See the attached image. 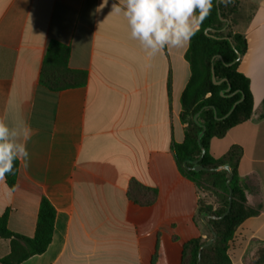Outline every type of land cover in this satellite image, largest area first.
<instances>
[{"label": "crops", "instance_id": "obj_1", "mask_svg": "<svg viewBox=\"0 0 264 264\" xmlns=\"http://www.w3.org/2000/svg\"><path fill=\"white\" fill-rule=\"evenodd\" d=\"M113 4L123 8L121 0H0V119L32 130L15 189L0 180V215L8 211V230L31 238L40 200L55 210L46 251L21 264H151L154 254V264H180L184 244L205 237L197 190L171 151L184 139L189 43L149 58ZM238 9L247 45L238 71L253 111L212 139L209 153L242 149L238 175L257 214L236 229L229 255L252 264L264 245V0H239ZM50 41L69 47L68 68L85 73L83 85L39 84ZM135 186L156 190L151 205L133 200ZM7 253L0 239V258Z\"/></svg>", "mask_w": 264, "mask_h": 264}, {"label": "trees", "instance_id": "obj_2", "mask_svg": "<svg viewBox=\"0 0 264 264\" xmlns=\"http://www.w3.org/2000/svg\"><path fill=\"white\" fill-rule=\"evenodd\" d=\"M217 1L212 0L211 11L203 19L188 44L185 59L189 64L190 78L181 94L179 114V119L184 125V139L181 143L173 142L171 148L179 174L192 182L197 190L195 219L199 218L200 223L201 214L215 218L207 219V225H204L206 230L204 238L199 236L184 244L180 264H231L229 247L236 229L246 219L257 214V210L247 205L244 188L238 175L242 149L239 146H232L219 158H214L209 153V144L212 139L222 138L229 129L249 120L253 111L249 79L238 71L239 61L247 48L245 37L239 30L241 22L239 0H221L218 3ZM218 11L221 19L227 20V26L225 22L219 20ZM224 28L225 30L221 31ZM206 29L215 30V33L208 32V34L216 39L208 37L205 34ZM236 52L239 54V59ZM69 55L70 49L67 45L50 41L42 60L39 84L54 92L83 85L85 73L68 68ZM218 56L222 58V61L217 58ZM212 67L216 81L224 80L219 85H214L211 81ZM228 86L230 90L225 92ZM221 91L224 95L230 96H221L219 94ZM240 99L242 100L227 118L223 120L214 118L213 109L217 118H221ZM196 114H199V124L204 127L203 136L200 139L204 154L199 161L201 150L197 137L202 127L194 122ZM262 117L264 118V111ZM196 161L197 163L194 164ZM196 165L203 169H218L228 165L232 174L231 181L227 186L229 172L225 170L194 171L193 167ZM17 173L18 160L15 162L13 172L4 177L10 191L15 189ZM132 190L135 194L133 200L142 206L151 205L157 195L155 189L135 186ZM200 192H215L220 200L219 208L213 209L209 204L202 202ZM148 193L149 200L140 198ZM229 198H231L230 201ZM7 217L8 211L0 215V239L8 242V253L0 258V264H21L46 251L52 239L55 221V210L46 198H42L39 202L31 238L11 233L7 228ZM208 234L209 239H213V236L215 239L201 250L198 259L199 249L207 242ZM155 257L156 254L153 255L151 264H154ZM263 263L264 245L259 248L252 264Z\"/></svg>", "mask_w": 264, "mask_h": 264}, {"label": "clouds", "instance_id": "obj_3", "mask_svg": "<svg viewBox=\"0 0 264 264\" xmlns=\"http://www.w3.org/2000/svg\"><path fill=\"white\" fill-rule=\"evenodd\" d=\"M130 36L149 58L164 49L184 47L212 9V0H121ZM32 130L25 124L9 126L0 119V180L13 172L15 162L29 158L27 141Z\"/></svg>", "mask_w": 264, "mask_h": 264}, {"label": "water", "instance_id": "obj_4", "mask_svg": "<svg viewBox=\"0 0 264 264\" xmlns=\"http://www.w3.org/2000/svg\"><path fill=\"white\" fill-rule=\"evenodd\" d=\"M219 1H221V0H218L217 3H218ZM218 18H219L220 21L225 22V23H226V26L228 25L227 20H223V19H221L219 11H218ZM225 28H226V27H225ZM225 28L222 29L221 31H224ZM208 32L215 33V32H216L215 30H213V29H206V30H205V34H206L208 37H211V38L216 39V37H214V36H212V35H209ZM232 48L234 49L233 46H232ZM236 54H237V59H239V58H240V57H239V54H238L237 52H236ZM217 58H218L220 61H222V58H221L220 56H218ZM211 81H212V83H213L214 85H219L221 82H224V80H222V81H216V78H215V75H214V72H213V67H212V69H211ZM229 90H230V87L228 86V88L225 90V92H228ZM219 94H220L221 96H224V97H229V96H230V95H224V92H222V91H221ZM241 100H242V99H240L239 101L235 102V103L232 105V107L230 108V110H229L224 116H222L221 118H217L216 113H215V111H214V109H213V112H214V118H215L216 120H223V119L227 118V117L231 114V112L233 111V109L235 108V106H236ZM198 115H199V114H196V115L194 116V122H195L197 125L201 126V125L199 124V122H198ZM201 127H202V131L198 134V137H197V142H198L199 147H200V150H201V155H200L198 161L201 160V158L203 157V154H204L203 147L200 145V139H201V137L203 136L204 127H203V126H201ZM195 163H197V161L194 162V164H195ZM186 164H187V163H185V165H186ZM193 170H194V171H200V170H204V171L225 170V171L229 172V179H228L227 182H226V185H227V186H228V184H229V182L231 181V178H232V174L230 173V169H229V166H228V165H225V166L219 167L218 169H203L202 167L196 165V166L193 167ZM230 200H231V198H229V201H230ZM227 212H228V211H227ZM227 212H226L225 214H227ZM225 214H224V215H225ZM214 218H215V217L208 216V215H206V214H201V215H200V219H201V221H202L204 224H206V225H207V219H214ZM214 239H215V236H213V239H209L204 245H202V247L199 249L198 259H199V256H200V252H201V250H202L203 248L209 246V245L212 243V241H213Z\"/></svg>", "mask_w": 264, "mask_h": 264}, {"label": "rangeland", "instance_id": "obj_5", "mask_svg": "<svg viewBox=\"0 0 264 264\" xmlns=\"http://www.w3.org/2000/svg\"><path fill=\"white\" fill-rule=\"evenodd\" d=\"M200 198L201 201L209 204L210 206H212L213 209H217L219 208V197L216 195L215 192H200ZM197 221L199 222V218H197ZM209 240V234L206 236ZM207 240V241H208ZM257 256V254H256ZM256 256L253 258L252 262L255 260Z\"/></svg>", "mask_w": 264, "mask_h": 264}]
</instances>
